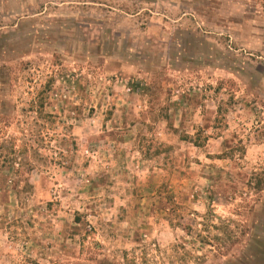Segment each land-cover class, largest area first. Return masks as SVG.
I'll return each instance as SVG.
<instances>
[{
    "label": "rangeland",
    "instance_id": "rangeland-1",
    "mask_svg": "<svg viewBox=\"0 0 264 264\" xmlns=\"http://www.w3.org/2000/svg\"><path fill=\"white\" fill-rule=\"evenodd\" d=\"M0 264H264V0H0Z\"/></svg>",
    "mask_w": 264,
    "mask_h": 264
},
{
    "label": "trees",
    "instance_id": "trees-1",
    "mask_svg": "<svg viewBox=\"0 0 264 264\" xmlns=\"http://www.w3.org/2000/svg\"><path fill=\"white\" fill-rule=\"evenodd\" d=\"M48 116L50 117V114H48ZM14 158H15V157H13V159H14ZM13 159H12V160H13ZM15 164H17V163H15ZM76 220H77V218H76ZM75 222H76V221H75Z\"/></svg>",
    "mask_w": 264,
    "mask_h": 264
}]
</instances>
